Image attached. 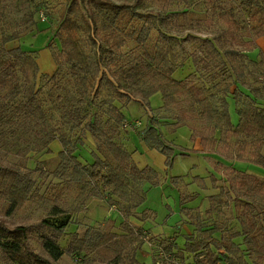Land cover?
Listing matches in <instances>:
<instances>
[{"label": "trees", "instance_id": "1", "mask_svg": "<svg viewBox=\"0 0 264 264\" xmlns=\"http://www.w3.org/2000/svg\"><path fill=\"white\" fill-rule=\"evenodd\" d=\"M181 1L188 0H179V3ZM237 1V7L223 8L221 0H204V12L217 18H236L238 8L239 17L256 20L258 24L248 30L253 36L251 45L254 47L255 39L264 36V0ZM165 2L169 3V0ZM78 3L85 7L91 4L87 16L90 20L85 21L94 27V36L85 34L82 37L77 31L79 18H83L74 8ZM159 6L163 14L152 10L146 14L141 4L133 5L128 0L118 3L113 0H69L54 34L61 48L58 52L51 51L56 67L49 74L39 71L34 51L23 50L18 45L6 47V43L16 39L18 34L4 33L6 6L0 0V147H10L9 151L23 159L30 151L50 152L49 144L58 141L60 160L51 172L80 183L78 198H82L81 201L100 198L101 192L107 198L113 196L116 203L112 206L123 215L126 231L117 234L109 228L89 227L83 236H74L63 247L59 238L69 224L68 217L42 218L37 223V240L46 254L43 256L29 243V225H9L3 218V215H11L21 208L30 185L23 180L18 169L0 163V212L3 213L0 215V254L8 262L53 264L66 253L79 254L86 260H98L104 264H147L137 258L139 243H142L139 239L141 229L129 226L127 219L134 217L145 201V184L159 183L158 172L150 166L139 168L132 152L119 140L124 114L114 104L116 98L135 95L136 100L143 102L159 92L162 108L170 113L175 122L173 125L187 126L191 138H199L201 152L218 153L221 143L228 145L232 142L234 149L222 153L223 157L229 158V154L264 166V107L258 100L264 98V93L243 80L244 63L251 61L245 60L240 53L238 57L234 49L223 48L217 41L224 42L222 36L205 37L200 40L201 56L192 55L194 71L177 80L173 77L176 63L170 59L172 48L168 37L171 35L166 32L168 30L160 28L155 36H151L154 26L151 18L156 26L164 23V27L179 14L176 27L183 31L185 28L180 24V17L185 18L190 11L186 6L175 13H170L172 9L164 13L166 6ZM146 18H150L149 25L143 23ZM236 23L235 19L230 20L231 27L237 28ZM222 31L231 34V30ZM98 39L102 43L101 53L88 52L87 46L92 45L95 49ZM129 41L133 46L128 47ZM260 64L264 66V61H259ZM65 65H69L74 90L72 93L68 91L67 96L57 93L56 102L46 107L40 99L42 84L36 85L37 77L47 82L60 81L61 68ZM210 69H213L212 74ZM244 87H250V91ZM231 99L237 104L236 123L230 120L228 104ZM93 103H98L99 107L88 113ZM54 111L58 114L55 115ZM158 131L148 124L140 135L144 144L165 156L168 166L172 157ZM84 133L96 142L91 148L94 159L87 163L79 162L74 155L77 146L84 142ZM222 169L226 184L220 186L218 193L210 195L211 208L222 211V206L229 209L228 205L232 204L234 211L230 209L224 213L221 222L214 221L208 228H198L199 238L187 246L197 258L192 264L217 259L216 254L208 251V246L217 250L223 248L229 264H260L264 261V180L225 165ZM187 196L192 195L181 191V203ZM47 202L48 198L42 197L43 207ZM182 208L197 224L201 222L197 210L194 214L192 208ZM50 209L54 215L63 211L54 203ZM145 211L141 208L139 212ZM216 231L220 233L218 238L213 236ZM155 260L152 258L150 264H155ZM164 262L167 261L162 264Z\"/></svg>", "mask_w": 264, "mask_h": 264}, {"label": "rangeland", "instance_id": "2", "mask_svg": "<svg viewBox=\"0 0 264 264\" xmlns=\"http://www.w3.org/2000/svg\"><path fill=\"white\" fill-rule=\"evenodd\" d=\"M113 1L118 3L122 0ZM128 1L133 5L141 4V8L144 9L146 14L149 10L163 14V9L159 4L166 6V12L164 13L170 12L171 9L170 13H175L186 6L190 11V14L185 18L180 17V24L185 28L183 31H179V28L176 27V21L179 24V14L177 17H172V21L167 22L168 25H164V27V23L156 26V23H153L151 18V24L152 26L154 25L150 32L151 36H155L160 28L168 30L169 32H166L171 35L170 38L168 37V42H170L172 48V51H170L172 58H169L176 63L174 78L179 80V78L194 71L192 55L201 56L203 47L200 40L202 38H220L222 36L224 42L219 39L217 41L223 48L234 49L238 52V57L240 53L244 55L245 60L251 61L244 63L246 66L243 77L245 84L255 86L260 93H264V66L258 65L259 61H264V55H259L255 46L252 47L253 36L248 32L251 26L258 24L256 20L246 18V16L239 17L238 8H236L238 12L236 9L234 10V12L236 11V18H217L216 16H211L210 13L205 14L203 8L204 0H188L189 4L186 1L179 3V0H169V3H164V0H154L155 2L153 0ZM68 2L69 0H2V4L6 6L4 8V33L18 34L16 39L6 43V47L18 45L23 50L34 51L35 56H37L39 71L52 73L56 66L52 60L51 51L58 52L61 48L60 42L54 34L62 21L61 17ZM235 5L236 7L238 6L237 0H221L223 8ZM90 6L91 4L85 7L81 3L74 6L77 12L83 16V18H79V26L77 27V31L80 34L82 33V37L86 35L87 37L94 36L96 32L93 29L94 27L87 25L85 21L90 20V18H87L89 12H91ZM102 19L100 18V20ZM146 19L143 23L149 25L150 18ZM231 19H235L237 28L230 26ZM100 20L98 24H100ZM223 29L226 32L231 30V34L229 32L223 33ZM243 42L246 43L244 44ZM131 46H133V42L129 41L128 47ZM99 48L102 49V43L98 39L95 49L91 45L89 48L87 46V51L91 53L97 52L99 55L101 53ZM68 69L69 65L61 68L62 76L60 81L57 79L55 82H47L37 77L36 85L42 84L40 99L44 106L51 107L53 102H56L57 93L61 96H67L69 92L72 93V90H74L71 86L72 76ZM212 71L213 69L209 70L210 74H212ZM108 75L110 76L109 73ZM205 75L207 76L208 73ZM204 78H199L198 80ZM246 88L244 87V89ZM246 90L250 91V87ZM136 97L135 95H129V98H116L113 102L124 114L123 129L119 140L123 141L128 150L131 152L135 151L143 159L144 163H147L145 165L152 167L158 172L159 183L154 185L146 183L144 186L145 201L138 210L140 211L142 208L146 211H137L134 213V217L127 219V222L131 224H127V226L141 229L139 239L142 243H139L137 258L150 264L152 258L155 259L168 253L167 255L171 256L170 260H165L167 262H164V264L169 261L173 262V264H192L197 258L193 256L192 252L187 250V246L199 238L198 228H208L214 221L221 222L223 221L224 213L229 212L230 209L234 211L232 204L228 205L229 209H227V206H222V211L211 208L213 201H211L210 195L218 193L220 186L226 184V175L223 174L222 165L252 174L261 180H264V166L231 157L229 154H226L229 158L223 157L222 153L230 152L234 149L232 142L228 145L221 143L220 146L219 144L221 148L218 153L195 150L193 148L195 139L191 138V130L189 129L188 138L180 137L186 126L173 125L175 122L170 118V113L162 108V98L159 92L154 93L143 102L136 100ZM258 100H260V106L264 107V98ZM228 105L230 120L236 123L238 120L236 114L237 104L231 99ZM97 107H99L98 103H93L89 107L88 113L93 112ZM54 114L57 115L58 113L54 111ZM134 120L140 121L141 125L132 126ZM148 124H152L159 129L158 132L161 139L167 146L166 151L172 157L170 165L166 166V158L157 149L159 153L150 154L146 152L143 136L140 134H142V130ZM83 139L84 142L77 146L74 155L81 163L92 162L94 158L91 154V148L96 145V142L86 133H84ZM56 144L59 145V150H61L60 143L55 140L49 144L50 152L30 151L27 153L26 158L23 159H20L14 152L9 151L10 147L8 149L6 146L0 147V163L3 165L8 164V167L12 166L18 169L20 174L23 175V180L30 185L28 197L21 208L11 215H3L1 212L0 215H3L4 220L9 225H29V243L35 251L43 256H46V254L37 240L39 234L37 223L42 218L55 220L68 217L69 224L59 238V244L63 247H66L74 236H83L89 227L109 228L117 234L126 233L122 223L124 220L123 215L116 207L112 206L113 203H116V201H113V196L112 199L107 198L101 192L100 198L91 197L81 201L82 198H78L80 183L76 184L66 177L63 178V176L51 172L54 168H57L60 160ZM146 147L151 148L148 145ZM181 191L185 194L190 192L192 195L183 199L184 203H181ZM42 197L48 198L45 207L42 206ZM53 203L63 210L60 214L54 215L51 212L50 208ZM117 206L120 208V204ZM184 206L192 208V213L195 210L198 211L201 217L199 224L190 215H186L182 208ZM201 223L202 226H200ZM219 234L216 231L213 236L218 238ZM236 240L239 241V238ZM167 249H170L169 252L164 251ZM216 250L208 246V251L213 252V255L217 253ZM0 264L12 263L8 262L0 254ZM53 264L104 263L98 260L91 262L79 254L65 253ZM260 264H264V261H261Z\"/></svg>", "mask_w": 264, "mask_h": 264}, {"label": "crops", "instance_id": "3", "mask_svg": "<svg viewBox=\"0 0 264 264\" xmlns=\"http://www.w3.org/2000/svg\"><path fill=\"white\" fill-rule=\"evenodd\" d=\"M255 49H256V51L260 54H264V36H260V37H258V38H256L255 39ZM229 112H230V109H229ZM185 130L181 133V138H188L187 136H188V132H189V128L186 126L185 128H184ZM54 142V141H53ZM194 143V142H193ZM56 146L58 147V151H59V149H60V147H59V145L58 144H56ZM144 147L146 148V152H148V153H150V154H153V153H157L158 151L155 149V148H147L146 147V145L144 144ZM193 148L195 149V150H198V151H200L201 150V145H200V143H199V138H196L195 139V143H194V145H193ZM159 153V152H158ZM131 156H132V158H133V160H134V162L136 163V165L139 167V168H142V167H144V166H147V165H145V164H147V163H144V161H143V159L134 151V152H132V154H131ZM162 156H164L163 154H162ZM165 157V156H164ZM245 164H247V163H245ZM147 264H149V263H147Z\"/></svg>", "mask_w": 264, "mask_h": 264}, {"label": "built area", "instance_id": "4", "mask_svg": "<svg viewBox=\"0 0 264 264\" xmlns=\"http://www.w3.org/2000/svg\"><path fill=\"white\" fill-rule=\"evenodd\" d=\"M140 125H141V122L138 121V120L137 121L134 120L133 123H132V126H140ZM224 254H225L224 249L223 248H219L217 250V253H216V255L218 256L217 259L213 260L212 262H203L201 264H229L228 260L224 257ZM170 257L171 256H169L167 254L163 255V256H160V257L156 258L155 264H162V261L170 260Z\"/></svg>", "mask_w": 264, "mask_h": 264}]
</instances>
